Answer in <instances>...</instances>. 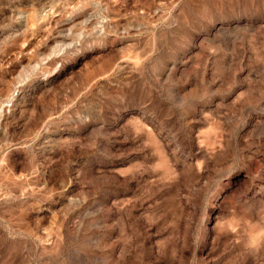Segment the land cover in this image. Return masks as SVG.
<instances>
[{
  "label": "rangeland",
  "instance_id": "rangeland-1",
  "mask_svg": "<svg viewBox=\"0 0 264 264\" xmlns=\"http://www.w3.org/2000/svg\"><path fill=\"white\" fill-rule=\"evenodd\" d=\"M0 264H264V0H0Z\"/></svg>",
  "mask_w": 264,
  "mask_h": 264
}]
</instances>
